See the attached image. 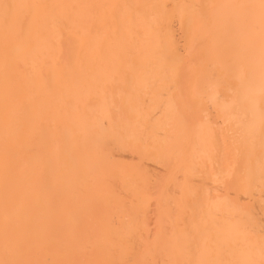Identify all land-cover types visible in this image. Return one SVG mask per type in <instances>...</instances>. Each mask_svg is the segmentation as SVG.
<instances>
[{
  "label": "bare ground",
  "instance_id": "obj_1",
  "mask_svg": "<svg viewBox=\"0 0 264 264\" xmlns=\"http://www.w3.org/2000/svg\"><path fill=\"white\" fill-rule=\"evenodd\" d=\"M0 264H264V0H0Z\"/></svg>",
  "mask_w": 264,
  "mask_h": 264
}]
</instances>
